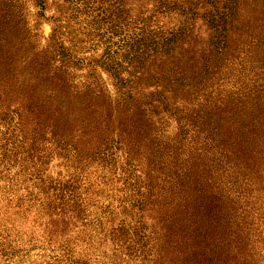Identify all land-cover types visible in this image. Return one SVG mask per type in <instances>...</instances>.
<instances>
[{"label":"trees","instance_id":"1","mask_svg":"<svg viewBox=\"0 0 264 264\" xmlns=\"http://www.w3.org/2000/svg\"><path fill=\"white\" fill-rule=\"evenodd\" d=\"M263 168L264 0H0V190L43 264H95L79 227L110 264H244Z\"/></svg>","mask_w":264,"mask_h":264},{"label":"rangeland","instance_id":"2","mask_svg":"<svg viewBox=\"0 0 264 264\" xmlns=\"http://www.w3.org/2000/svg\"><path fill=\"white\" fill-rule=\"evenodd\" d=\"M32 11L36 12V9L32 7ZM54 11L55 7L51 6L48 15H52ZM42 31L44 37H48L52 31L51 24L44 23ZM261 171L247 185L245 197L240 203V205L244 206L243 211L251 217L252 228L259 226L262 232L260 242L250 244L249 247L252 249L251 253L248 252L250 253L248 255L250 257L247 256L248 260L247 262L244 261V264H264V175H262V173L264 174V168ZM109 194L110 192L105 191L104 195L106 196L101 201L106 200ZM156 221L155 219H149L148 223L156 225V231L158 232L156 243L162 244L164 238L160 230V225H157ZM44 223V219L42 221L38 219L35 209L29 213L25 208L21 210V208L17 207L15 200L8 201L2 196V191L0 190V239L11 244L13 249L21 250V257L17 258L16 262L20 261L21 264H43L46 259L54 254L53 251L55 250L51 248L53 247L54 249L59 244H49L50 242L47 238ZM81 231V227L73 229L72 240L68 239L71 245L70 247L75 251L77 258L82 259V256H87L94 251L96 254L94 257L98 258L95 264H105L103 252L106 251V255L110 256V251L100 248V242L98 240L90 242L86 236L88 231ZM105 261H107L106 264L109 263V260ZM0 262L3 263L1 256Z\"/></svg>","mask_w":264,"mask_h":264}]
</instances>
